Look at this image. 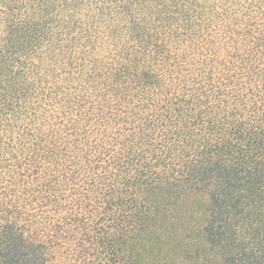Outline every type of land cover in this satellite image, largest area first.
I'll use <instances>...</instances> for the list:
<instances>
[{
	"label": "trees",
	"instance_id": "trees-1",
	"mask_svg": "<svg viewBox=\"0 0 264 264\" xmlns=\"http://www.w3.org/2000/svg\"><path fill=\"white\" fill-rule=\"evenodd\" d=\"M187 198L264 264V0H0V264H147Z\"/></svg>",
	"mask_w": 264,
	"mask_h": 264
},
{
	"label": "rangeland",
	"instance_id": "rangeland-1",
	"mask_svg": "<svg viewBox=\"0 0 264 264\" xmlns=\"http://www.w3.org/2000/svg\"><path fill=\"white\" fill-rule=\"evenodd\" d=\"M203 200H166L154 207L153 223L146 236L147 264H214L222 254L205 239Z\"/></svg>",
	"mask_w": 264,
	"mask_h": 264
}]
</instances>
